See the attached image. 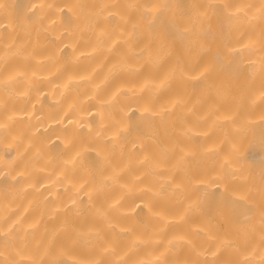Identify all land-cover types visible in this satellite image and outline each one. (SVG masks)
<instances>
[{
  "label": "bare ground",
  "instance_id": "6f19581e",
  "mask_svg": "<svg viewBox=\"0 0 264 264\" xmlns=\"http://www.w3.org/2000/svg\"><path fill=\"white\" fill-rule=\"evenodd\" d=\"M0 264H264V0H0Z\"/></svg>",
  "mask_w": 264,
  "mask_h": 264
}]
</instances>
